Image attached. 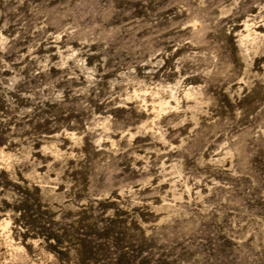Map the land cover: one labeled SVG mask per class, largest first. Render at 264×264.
Masks as SVG:
<instances>
[{"label":"rangeland","instance_id":"obj_1","mask_svg":"<svg viewBox=\"0 0 264 264\" xmlns=\"http://www.w3.org/2000/svg\"><path fill=\"white\" fill-rule=\"evenodd\" d=\"M0 264H264V0H0Z\"/></svg>","mask_w":264,"mask_h":264}]
</instances>
